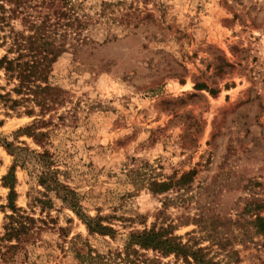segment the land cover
<instances>
[{
	"label": "rangeland",
	"instance_id": "374dc122",
	"mask_svg": "<svg viewBox=\"0 0 264 264\" xmlns=\"http://www.w3.org/2000/svg\"><path fill=\"white\" fill-rule=\"evenodd\" d=\"M69 4L93 42L51 64L56 102L41 116L44 148L82 213L113 232H89L54 200L50 213L65 236L47 235L0 264H186L136 245L125 251L130 232L167 226L211 262L264 264L255 220L264 218V0ZM41 117L0 103V234L9 212L2 177L14 160L2 139L42 150L17 132ZM35 169L32 161L14 168L17 206L26 207L30 187L41 189ZM186 172L183 186L149 188Z\"/></svg>",
	"mask_w": 264,
	"mask_h": 264
},
{
	"label": "trees",
	"instance_id": "16d2710c",
	"mask_svg": "<svg viewBox=\"0 0 264 264\" xmlns=\"http://www.w3.org/2000/svg\"><path fill=\"white\" fill-rule=\"evenodd\" d=\"M69 3L70 0H0V72L5 81L3 85L0 84V103L5 109L15 114L43 116L56 102L53 95L56 89L48 82L51 64L68 48H78L93 42L87 34H83L87 20L75 14ZM18 18L22 30L14 26L13 21ZM61 26L63 29L59 31ZM9 85L12 86L7 88ZM28 102L38 107V113L34 114V106H29ZM46 122L42 117L34 118L29 125L17 131L31 137L42 150L14 146L2 139V146L14 157L8 172L2 177L4 185L8 187L9 208V212L4 215L0 234V258L3 260L19 251L28 253L30 246L45 242L47 235L65 236V228L58 226L50 213L55 206L54 200L82 218L89 232H113L110 226L103 225L98 218L82 213L80 195L58 179V170L53 168L55 160L44 148L49 132L41 128ZM27 161L35 164L33 175L41 189L30 187L26 207H20L14 203V168ZM188 175L186 172L177 179L152 180L149 188L159 193L173 186H183ZM255 220L259 233L264 235V218L257 216ZM169 228L130 232L125 241V251L136 245L162 255L181 257L186 264H218L204 258L200 248L192 249L182 243ZM87 256L88 260L100 258L99 253ZM92 263L89 261V264Z\"/></svg>",
	"mask_w": 264,
	"mask_h": 264
}]
</instances>
